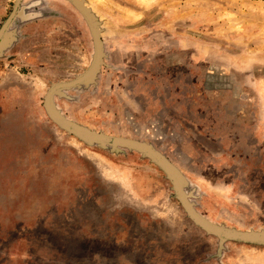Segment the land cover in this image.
<instances>
[{"label": "rangeland", "instance_id": "1", "mask_svg": "<svg viewBox=\"0 0 264 264\" xmlns=\"http://www.w3.org/2000/svg\"><path fill=\"white\" fill-rule=\"evenodd\" d=\"M84 1L105 54L58 110L161 150L201 218L264 236V0ZM23 6L0 56V264H264V240L195 222L152 157L53 121L45 95L89 68L93 35L69 0Z\"/></svg>", "mask_w": 264, "mask_h": 264}, {"label": "water", "instance_id": "2", "mask_svg": "<svg viewBox=\"0 0 264 264\" xmlns=\"http://www.w3.org/2000/svg\"><path fill=\"white\" fill-rule=\"evenodd\" d=\"M69 1L72 2V4H74V6L83 14L88 25L90 26L92 35L94 37L95 54H94V59L91 62V65L85 72L75 77L74 79L57 82L48 89L44 98L45 99L44 106L49 116L53 119V121L56 122L60 127L64 128L65 130L74 133L76 136H78L84 141H88L90 143H95V144H111L115 147H119V146L128 147L141 151L144 154H147L148 156L152 157L170 175L174 183V186L181 198V201L183 202L185 208L192 216L193 220L198 224H200L201 226H203L204 228H206L207 230L212 231L219 235L223 234L228 238H234V239L238 238L244 240H264V236H260V235L239 234V233L228 232L225 230H220L213 227L206 221L204 222L203 220H201V218H198V216H196V214L192 211V209L188 205L182 193V188L180 186V179L178 177L179 175L176 174L170 163L165 158H163L162 155L151 145L138 140L118 137V136H111L90 130L67 119L58 110V108L54 104V96L62 92L63 90L75 88L83 83L92 80L100 70L103 57L105 54L104 43L101 38L99 23L95 13L92 11L90 7L86 6L84 0H69ZM23 2L24 0H16L14 2L12 11L5 19L2 26L0 27V56L2 55L4 50L10 47L12 43L16 40V34L14 30L16 26V21L18 19H24L29 16L28 14L24 13Z\"/></svg>", "mask_w": 264, "mask_h": 264}, {"label": "flooded vegetation", "instance_id": "3", "mask_svg": "<svg viewBox=\"0 0 264 264\" xmlns=\"http://www.w3.org/2000/svg\"><path fill=\"white\" fill-rule=\"evenodd\" d=\"M102 38V37H101ZM93 40H94V37H93ZM94 47H95V43H94ZM99 72V71H98ZM98 74V73H97ZM125 138V137H124ZM129 139H131V138H129ZM133 140H136V139H133ZM138 141H140V140H138ZM142 142V141H141ZM146 143V142H145ZM161 155H162V157L163 158H165L169 163H170V165L173 167V169H174V171L176 172V174L177 175H179L180 173H179V171H178V168L164 155V153L161 151V150H159V149H157V148H155ZM179 177V179H180V182H181V178H180V175L178 176ZM183 184V183H182ZM181 186V188H182V193H183V195H184V192L183 191H186L185 190V188H184V186L183 185H180ZM186 199V198H185ZM186 201H187V203H188V205L190 206V208L192 209V211L196 214V216H198V218H201L202 216L198 213V212H195L194 211V209L192 208V206L190 205V203L188 202V200L186 199ZM184 208H185V206H184ZM186 209V208H185ZM186 211L188 212V210L186 209ZM189 213V212H188ZM190 214V213H189ZM201 220H203L204 222L206 221V220H204L203 218H201Z\"/></svg>", "mask_w": 264, "mask_h": 264}, {"label": "bare ground", "instance_id": "4", "mask_svg": "<svg viewBox=\"0 0 264 264\" xmlns=\"http://www.w3.org/2000/svg\"><path fill=\"white\" fill-rule=\"evenodd\" d=\"M101 34V33H100Z\"/></svg>", "mask_w": 264, "mask_h": 264}]
</instances>
